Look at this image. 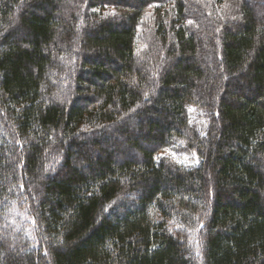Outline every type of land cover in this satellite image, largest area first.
<instances>
[{
	"label": "trees",
	"instance_id": "16d2710c",
	"mask_svg": "<svg viewBox=\"0 0 264 264\" xmlns=\"http://www.w3.org/2000/svg\"><path fill=\"white\" fill-rule=\"evenodd\" d=\"M0 264H264V0H0Z\"/></svg>",
	"mask_w": 264,
	"mask_h": 264
},
{
	"label": "rangeland",
	"instance_id": "374dc122",
	"mask_svg": "<svg viewBox=\"0 0 264 264\" xmlns=\"http://www.w3.org/2000/svg\"><path fill=\"white\" fill-rule=\"evenodd\" d=\"M168 153L173 155L174 157H176L180 162L185 163V164H187V163L190 164V160L187 158V156L177 155L176 153H174L172 151H169Z\"/></svg>",
	"mask_w": 264,
	"mask_h": 264
}]
</instances>
